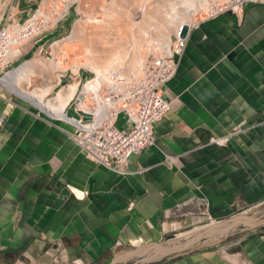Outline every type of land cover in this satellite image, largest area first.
I'll use <instances>...</instances> for the list:
<instances>
[{"label": "crops", "instance_id": "1", "mask_svg": "<svg viewBox=\"0 0 264 264\" xmlns=\"http://www.w3.org/2000/svg\"><path fill=\"white\" fill-rule=\"evenodd\" d=\"M33 4L15 1L14 14L29 15ZM65 23L8 64L37 56L77 62L44 48ZM177 63L162 88L170 110L153 125L154 144L129 157L125 174L87 158L68 136L71 120L0 82V264H108L119 251L166 236L175 218L224 220L264 204V2L200 17ZM83 68L57 70L45 100L77 82L75 96L93 76ZM34 77L22 84L25 91L47 85L39 77L33 87ZM71 99L64 109L70 119L78 117ZM115 123L128 126L122 113ZM224 135V145L209 143ZM153 264H264V225Z\"/></svg>", "mask_w": 264, "mask_h": 264}, {"label": "built area", "instance_id": "2", "mask_svg": "<svg viewBox=\"0 0 264 264\" xmlns=\"http://www.w3.org/2000/svg\"><path fill=\"white\" fill-rule=\"evenodd\" d=\"M251 2L264 0H224L206 10L204 17L213 18L225 11L238 14L244 5ZM17 24L0 27V76L7 72L3 70L8 65L7 59L12 49L27 40L30 34V30L21 32L8 29ZM197 25L198 19L179 28L163 52L148 55L139 73L119 75V72L110 70L102 78L99 89H88L85 86L89 80L97 77L95 72L91 78L81 83L68 104L74 107L78 115L71 117L73 129L68 132V136L87 158L114 172L125 174L129 172V157L154 144L153 125L166 117L171 107L170 101L162 94V88L174 76L189 31ZM85 98L87 103L83 102ZM120 113L127 120L128 126L125 128H119L115 123ZM228 136H212L209 143L224 145ZM173 159L167 156L165 162L171 165L175 161Z\"/></svg>", "mask_w": 264, "mask_h": 264}, {"label": "bare ground", "instance_id": "3", "mask_svg": "<svg viewBox=\"0 0 264 264\" xmlns=\"http://www.w3.org/2000/svg\"><path fill=\"white\" fill-rule=\"evenodd\" d=\"M8 1L9 0H5L4 2H2V0H0V19L2 18L3 12L5 10V7L7 6ZM142 1H141L142 3L141 6L139 5L140 6L139 10L143 14V19L141 20V25H139L140 27L137 30V32L134 31V29H136V24L134 23L133 20L130 21V19L132 18L128 19L127 17H125L126 12L124 15V13H121V11L117 10L121 7L118 6L119 8H116V10L114 9L107 13L108 21L118 19L124 25L123 26L125 28L124 33L125 36L128 38V40L127 42L124 40L126 44L125 45L122 44L123 45L122 47L118 48L110 44H107L106 46H102L100 42H99L100 45L95 44L96 42H93V40L90 38L91 37L90 30H88L87 28L86 35L85 34L83 35L87 36L88 39L90 38V41L86 47L81 48L79 47V41L81 39L78 36V33L76 32L78 30L76 26V28L73 29L72 33L70 32L69 35L65 36L61 40L55 41L52 45H59L60 47V44L63 43L64 41L73 42L76 51L77 50L83 51L84 56L87 58V63L75 62L67 66L64 63H62V61L58 62L56 60H51L49 63H47L45 59H43L42 57H37L22 63L17 68L10 70L6 74L0 76V82L6 85L14 93L28 99L30 102L39 106L46 112L48 111L52 115H56L57 117H60L62 119H67L72 121V119L66 116L64 109L69 99L73 97V94L78 85L77 82L73 83V85H68L66 88L60 90L55 98H50L47 100H45L44 96L50 91L49 85L52 82V80L49 78L46 79L47 85L41 89L38 90L32 89L29 91H25L22 88L23 83L25 82L30 83L32 77L37 74L39 67H41L42 70L50 69L49 71L52 72L63 69L65 70L67 67H70L75 73H77L81 66H85L97 74L96 78L89 80L86 83L85 85L86 88L99 89L101 87L102 78L106 75V73H109L110 70H115L119 72L118 73L119 75H130V73L132 72L139 73L143 61L146 60L147 57L146 55L156 50L159 51L162 50L163 52L164 49L170 44L172 34L176 33L181 26L185 27L195 21L194 19V21H192L191 23H184L178 25L181 19H185L184 15H187L188 18H192L195 17V15L199 13V11L201 13V11H203L202 9L207 8L208 10L209 8L218 4L216 3L218 2V0H210L212 3L209 0H181L180 2H176L175 0H171V2L169 1L164 2L163 0L161 1L142 0ZM65 2L66 5L59 11L58 15L52 17L50 16V13L46 12L44 9L46 0H42L41 9L36 12V14L31 20L32 21L31 23L38 24L37 20L39 19V17H41L39 26L36 25V27H33V29L29 31L30 34L28 35L27 38L31 37L33 34L37 32L42 31L46 27L55 24L56 21L68 11V8L71 5V3L78 2L81 4L83 0H67ZM157 9L159 10V16L157 17V19L153 20L154 17L152 11ZM28 23L31 25L30 22ZM29 24H24L22 26L16 25L15 27L14 26L9 27L8 29L13 28L21 32H24L26 30H29L28 29V27L30 26ZM133 32H135L136 34ZM102 47L105 48L102 49ZM18 51L19 49L17 47H14L9 56H14L18 54L19 53ZM83 102L87 103L86 98L83 99ZM189 208L185 211H189ZM212 223L208 222V224H205L206 227H204L203 229L209 227L210 224ZM191 234L185 237H174V239L176 240L185 239L188 238ZM208 241H212V240H208ZM139 257L140 259L143 260H147L150 258L155 259V256H152V252H146L143 255H140Z\"/></svg>", "mask_w": 264, "mask_h": 264}, {"label": "rangeland", "instance_id": "4", "mask_svg": "<svg viewBox=\"0 0 264 264\" xmlns=\"http://www.w3.org/2000/svg\"><path fill=\"white\" fill-rule=\"evenodd\" d=\"M4 1L5 0H2V2H4ZM15 1H17V0H9L8 1L7 6L5 7V10L3 12L2 18L0 19V27L8 25V24L10 25L11 23H18L17 25H19V26H22L24 24H29L28 22H30V23L32 22L31 21L32 18L34 17L36 12L38 10H40L42 7L41 6L42 0H31L34 4L32 6V9H31L29 15H25L22 18H19L17 13L14 14V11L16 9ZM65 1H67V0H48V1L46 0V4L44 5V9L46 12L50 13V16H52V17L57 16L59 11L66 5ZM141 1L142 0H83V2L81 4L78 2H73L69 6L68 11L63 16H61L56 21L55 24H52V25L46 27L45 29L40 31V33L37 32L38 34L35 33V34H37V36H35V38H33V39H30L33 35H35V34H33L31 37L27 38V40L21 42L20 44H18L15 47H17L19 49V52H20L21 47L25 46L26 44H32V40L37 39L39 37H42V35H44V34L47 35V37H43L42 40L47 39L48 36L51 35V31H54L57 28V25L59 24V22L65 21L66 22L65 23L66 24V28H65L66 31L64 33H62L63 35H59L56 38H52V39L47 40L44 48L46 50H49L52 52H57V51L59 52L60 51L65 56L67 54H74V56H76L78 59L77 62H79V63H85L86 62L87 63V58L84 56L83 51L77 50L78 51L77 52L75 50V46H74L73 42L64 41L63 43L60 44V47H62V48H60L59 45H52L55 42L54 40L57 41V40L63 39L65 36L69 35L70 32L72 33L73 29H75L77 26L78 30L76 32L78 33V36L81 39L79 41V47H81V48L82 47L84 48L88 45L90 38L93 40V42H96L95 44H97V45H100L99 44V42H100L102 46H106L107 44H110V45L118 47V48L122 47L123 45L126 44V42L128 40V38L125 36V33H124L125 32V28L123 27L124 25L118 19L108 21L107 20V13L114 10V9L116 10V8L121 7L122 9L119 8L117 10L121 11V13H124V15L126 12L125 17H127L128 19L132 18V19H130V21L133 20L134 23L136 24V29H134V31L137 32V30L140 27L139 25H141V20L143 19V14L139 10L141 4L143 3V1H142V3H141ZM159 1H161V0H159ZM163 1L164 2L165 1L171 2V0H163ZM175 1L180 2L181 0H179V1L175 0ZM222 1H224V0H218V2H216V3H219ZM138 3H140V4H138ZM157 10L152 11L153 17H154L153 20L157 19V17L159 16V10L158 11ZM202 10L203 11H201V13L199 11V13H197L195 15V17H192V18H188L187 15H184L185 19H181V21H180V23H178V25L184 24V23H191L192 21H194V19L196 20V19H199L200 17H204L206 15L205 11L207 10V8H204ZM40 20H41V17H39V19L37 20L38 24H35V23H31V25L29 24L30 26L28 27V29L31 30V29H33V27H36V25L39 26ZM87 28L91 32V37L89 39L87 38V36H85L86 32H87L86 31ZM91 28H93V29H91ZM135 32H133V33H135ZM83 34H85V35H83ZM123 34H124V36H123ZM92 35H94V36H92ZM173 35L174 34L171 35V39H173ZM28 39H30V40H28ZM38 43H41V41ZM38 43H37V45H38ZM104 48L105 47H102V49H104ZM160 51L162 52V50H160ZM160 51L159 50H156L154 52L152 51L148 55H153V54H156ZM62 53H61V55H62ZM16 55H14V56H16ZM148 55H146V56L148 57ZM12 57L13 56H9L8 59L10 60V58H12ZM37 57H40V56H37ZM37 57H35V58H37ZM32 59H34V58H32ZM51 60L52 59H47V60L45 59V61L47 63H49ZM60 60H62V63L65 64L63 58L57 59L56 61L59 62ZM26 61H28V60H26ZM26 61H24V62H26ZM20 63L21 62H17L14 64L9 63L6 68L13 70L22 64V63L21 64ZM72 64H73V62H72ZM83 67H84L83 71L87 72L88 71L87 67L86 68H85V66H83ZM4 70H6V69H4ZM49 70H46V69L42 70V68L39 67L37 74L34 75L36 77H34V79L32 80L33 87L37 86L40 83V81L42 80L39 77H43V78L45 77L44 81H46V79H48V78L51 79L52 81L54 80L53 77H55L54 73L56 71L52 72ZM83 74L86 77L87 74L86 73H83ZM46 83H47V81H46ZM69 85H71V84H69ZM51 86H52V84H51ZM1 89L3 90L2 87H1ZM62 89H64V88H61L60 90H62ZM49 92H48V94H49ZM57 94L52 95V98H55L57 96ZM45 99H46V97H45ZM70 113L72 114V112H70ZM262 209L264 210V204L260 205V207H257L256 209H253L252 212L255 214H260V212L264 213ZM178 220H179V222L177 223V225L170 226V228L167 230L166 236H171V235H174L177 233L180 234V232L185 233V232H189V231L194 233V232H197V231L203 229L204 228L203 226H205V224L208 222V221H204L203 219H201L199 222L198 221H195V222L187 221V222L181 223L180 220H182V218H180V219L175 218L174 221L176 222ZM246 231L247 230H243V229H238V230H235L233 232L230 231L227 235H225L222 239H220V241L221 240L235 239V238L239 237L240 235L244 234ZM212 244H214V243H212L211 241H207V242H201L199 244V246H208V245H212ZM155 262L156 261H151L149 263L144 262L142 264H153Z\"/></svg>", "mask_w": 264, "mask_h": 264}, {"label": "water", "instance_id": "5", "mask_svg": "<svg viewBox=\"0 0 264 264\" xmlns=\"http://www.w3.org/2000/svg\"><path fill=\"white\" fill-rule=\"evenodd\" d=\"M261 225H264L263 215L251 212L238 214L234 217L213 222L209 227L201 229L185 239L176 240L174 239L175 235H171L163 236L157 241L138 242L134 246L116 253L108 264H124L127 262L142 264L144 262L158 261L167 256L181 254L201 242L212 240L211 242L214 243L216 240L220 241L230 231L233 232L238 229L249 230ZM146 252H152V256H155V259H140L139 256Z\"/></svg>", "mask_w": 264, "mask_h": 264}, {"label": "clouds", "instance_id": "6", "mask_svg": "<svg viewBox=\"0 0 264 264\" xmlns=\"http://www.w3.org/2000/svg\"><path fill=\"white\" fill-rule=\"evenodd\" d=\"M85 68H86V67H85ZM87 70H90V69L87 68ZM93 72H94V71H93ZM92 75H93V74H92ZM67 117H68V116H67ZM68 118H69V117H68Z\"/></svg>", "mask_w": 264, "mask_h": 264}]
</instances>
